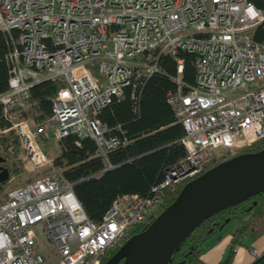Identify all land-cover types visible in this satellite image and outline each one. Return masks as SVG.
Returning <instances> with one entry per match:
<instances>
[{"label": "built area", "instance_id": "built-area-1", "mask_svg": "<svg viewBox=\"0 0 264 264\" xmlns=\"http://www.w3.org/2000/svg\"><path fill=\"white\" fill-rule=\"evenodd\" d=\"M263 18L251 0H0L9 67L7 87L0 91L7 125L0 133L16 135L24 171L47 166L0 193V264H100L107 250L157 209L166 188L199 174L223 151L259 139L264 37L254 39L251 32ZM178 50L195 55L190 85L181 78ZM160 54L175 59L174 87L165 99L183 128L185 154L146 194L117 195L93 221L41 140L88 136L105 168L112 166L106 153L127 139L97 114L112 97H122L127 85L134 97L159 70ZM42 80L61 85L49 114L34 122L30 86Z\"/></svg>", "mask_w": 264, "mask_h": 264}, {"label": "trees", "instance_id": "trees-1", "mask_svg": "<svg viewBox=\"0 0 264 264\" xmlns=\"http://www.w3.org/2000/svg\"><path fill=\"white\" fill-rule=\"evenodd\" d=\"M251 1L264 11V0ZM251 35L258 40L264 37V18L254 26ZM7 51L5 35L0 30V91L7 87ZM177 56L183 60L181 78L190 85L194 81L195 55L186 50H178ZM158 65L159 70L144 80L139 90L133 92L134 97H131L132 90L127 85L122 97H112L97 114L99 120L110 127L112 132L127 139L123 145L106 153V160L112 166L105 168V160L96 154V143L88 136L77 137L69 133L57 140L58 151L53 156V164L72 182L75 196L85 214L93 221L100 219L117 195L125 192L146 194L151 185L162 179L164 169L185 154L180 140L183 128L165 99L167 90L174 87L171 76L175 74V59L160 54ZM60 85L57 81L42 80L30 86V98L34 102L30 112L34 122L49 114L50 99ZM6 125L0 107V127ZM263 146L264 134L250 145L238 148L235 154L255 151ZM227 152L223 151L224 154ZM0 154L11 176L22 164L21 148L14 133H0ZM180 186L176 189L166 188L161 204L138 222L130 234L143 229L174 198ZM229 223H233L229 228V248L216 264H229L234 255V247L244 236L254 239L264 232V190L222 207L204 218L184 236L166 264H204L199 256L209 244L207 239ZM119 246L110 249L109 255H104L100 264ZM251 264H264V249Z\"/></svg>", "mask_w": 264, "mask_h": 264}, {"label": "water", "instance_id": "water-1", "mask_svg": "<svg viewBox=\"0 0 264 264\" xmlns=\"http://www.w3.org/2000/svg\"><path fill=\"white\" fill-rule=\"evenodd\" d=\"M8 177L9 169L0 163V183ZM262 190L264 146L213 163L185 181L174 198L102 264H166L184 236L204 218Z\"/></svg>", "mask_w": 264, "mask_h": 264}, {"label": "crops", "instance_id": "crops-1", "mask_svg": "<svg viewBox=\"0 0 264 264\" xmlns=\"http://www.w3.org/2000/svg\"><path fill=\"white\" fill-rule=\"evenodd\" d=\"M229 228L228 225L223 226L207 239L209 244L199 256L204 264H216L225 256L230 244ZM218 235L219 237H217ZM251 247L257 248L259 252L264 249V232L254 239L244 236L240 243L234 247V255L229 264H251L255 259Z\"/></svg>", "mask_w": 264, "mask_h": 264}, {"label": "rangeland", "instance_id": "rangeland-1", "mask_svg": "<svg viewBox=\"0 0 264 264\" xmlns=\"http://www.w3.org/2000/svg\"><path fill=\"white\" fill-rule=\"evenodd\" d=\"M2 134H7V133H2ZM41 146H42V149L45 151V153L49 156H54L58 151L57 140L53 139L49 135L47 137L44 136L42 138ZM217 151L222 152V148H218ZM216 158H218V157H216ZM44 171H47V166L40 167L37 170V172H32V171L26 172L23 170L22 164H21L20 167L18 168V170L13 171L11 176L2 183L1 188H0V193L6 191L7 189H9L10 187H12L15 184L24 182L28 177L37 175V174L44 172ZM227 225L229 227H231L233 225V223H229ZM46 251L51 252V248H46Z\"/></svg>", "mask_w": 264, "mask_h": 264}, {"label": "bare ground", "instance_id": "bare-ground-1", "mask_svg": "<svg viewBox=\"0 0 264 264\" xmlns=\"http://www.w3.org/2000/svg\"><path fill=\"white\" fill-rule=\"evenodd\" d=\"M261 137H262V136H261ZM257 140H258V139H257ZM236 152H237V150H234V151H229V150H228V152L225 153V154L222 152V153H221V156H217L218 158H215L213 161H217V162H218V161H220V160L226 159V158H228L227 155H232V154H235ZM213 161H212V162H213ZM212 164H213V163H212ZM212 164H211V165H212ZM9 177H10V176H9ZM9 177H8V178H9ZM192 177H193V176H192ZM190 178H191V177H190ZM190 178H188V179H190ZM188 179H186V180L182 181L181 183H179L178 186H179V185L182 186V184H183L185 181H187ZM178 186H177V187H178ZM181 186H180V187H181ZM177 187H176V188H177ZM176 188H175V189H176ZM130 235H131V234H130ZM123 241H124V240H123ZM123 241H122V242H123ZM120 245H121V244H120ZM252 255H253L255 258L258 256V255L253 254V253H252Z\"/></svg>", "mask_w": 264, "mask_h": 264}, {"label": "flooded vegetation", "instance_id": "flooded-vegetation-1", "mask_svg": "<svg viewBox=\"0 0 264 264\" xmlns=\"http://www.w3.org/2000/svg\"><path fill=\"white\" fill-rule=\"evenodd\" d=\"M0 163L4 165V163H3V162H0ZM109 251H110V249H109V250H107V251H106V253H105L104 255L108 256V255H109Z\"/></svg>", "mask_w": 264, "mask_h": 264}]
</instances>
